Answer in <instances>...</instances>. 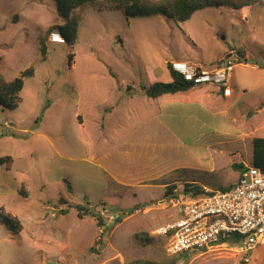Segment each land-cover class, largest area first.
Instances as JSON below:
<instances>
[{"label": "rangeland", "instance_id": "374dc122", "mask_svg": "<svg viewBox=\"0 0 264 264\" xmlns=\"http://www.w3.org/2000/svg\"><path fill=\"white\" fill-rule=\"evenodd\" d=\"M114 8L99 1L76 9L79 40L69 46L49 41V31L64 23L55 0H0V79L10 81L22 71L33 70L25 77L19 107L11 110L0 105V156L12 158L0 166V209L17 216L23 225L16 234L0 223V264H264V244L245 253L240 236L210 250L170 253L167 239L154 233L176 213L164 189L152 187L142 196L126 195L124 207L104 205L101 201H108L104 197L115 195L107 189L112 183L95 165L81 161L87 147L80 144L82 133L76 129L75 117L78 108L93 104L87 111L85 133H102L97 121L105 97L117 105L127 97L137 105L136 95L134 99L126 95L127 86L165 82L166 72L160 73L169 59L191 57L210 67L221 64L235 48L247 60L242 58V65L236 62L234 97L209 102L227 108L240 122L249 105L264 96V1L242 10L209 7L179 24L162 16L126 18L124 9ZM244 12L247 15L242 17ZM155 66L163 69L155 73ZM108 115L118 122V111ZM204 118L210 120V115ZM220 125L229 126L226 114ZM234 125L240 129V124ZM40 132L49 139L40 138ZM230 145L240 151L233 160L244 157L250 162L251 144L233 140ZM76 156L78 161H73ZM187 161L192 169L181 170L189 176L188 183L180 184L181 191L201 184L225 188L241 175L233 167L212 173L192 158ZM87 201L95 216L80 218L70 206ZM137 202H147L155 210L137 211L133 207ZM62 209L68 212L63 214Z\"/></svg>", "mask_w": 264, "mask_h": 264}, {"label": "crops", "instance_id": "0c3cea01", "mask_svg": "<svg viewBox=\"0 0 264 264\" xmlns=\"http://www.w3.org/2000/svg\"><path fill=\"white\" fill-rule=\"evenodd\" d=\"M195 15L196 13L192 17ZM246 15L247 13L244 12L242 17ZM246 19L248 20V16ZM234 51L235 48L227 55ZM236 54L242 65L241 60L242 58L247 60V55L241 51ZM174 59L179 58L169 59L167 65ZM179 60L200 64L193 61L191 57ZM166 67L160 74L162 76L166 72L167 78L164 81L170 82L172 76L168 66ZM250 67L258 69L257 66ZM159 69L163 68L155 66L153 71L156 73ZM233 78L234 76L230 80L232 93L229 96H224L217 86L201 85L187 91L168 93L153 98L145 94L141 88L142 84L139 83L126 94L130 96V99H134L136 95L139 98L137 105L130 104L127 97L125 103L120 105L105 97L100 103V109L103 108L99 112L101 120L97 121V127L102 133L99 132L95 136L85 133L86 119L90 116L87 111L95 106L91 104L84 110L81 108L76 110V129L82 133L80 144H85L87 147L81 161L95 165L103 173L104 179L112 183V186L109 184L107 189H112L115 195L112 198L104 197L108 200L106 206L110 202L124 207L122 201L126 195L136 197L140 194L142 196L148 188L164 189L165 195L168 185L188 183L189 176L181 173V170L192 169L191 161H187L189 158L196 160L201 166L209 167L212 173L232 167L235 163L252 164L253 152L250 162L244 160V157H241V160H233L232 157L240 151L232 148L230 143L233 140H239L243 146H247L252 145L255 137H264L259 135V132H264V106H261L264 96L249 105V113H242L240 122L236 115L228 113L227 108H216L209 102V99L215 102L216 98L232 99L235 94L232 88ZM138 90L140 93H137ZM117 111L119 112L118 122L108 119V114ZM206 114L210 115V120L204 118ZM224 114L227 115L229 126L221 128L220 123ZM261 115L263 116L260 117ZM234 123L240 124V129ZM38 136L49 139L45 132L43 135L41 132L38 133ZM57 152L59 156L64 155L58 146ZM226 157H228L227 161ZM71 159L78 161L77 156ZM239 170L241 172L242 169ZM171 175H173L172 178H169ZM190 178L191 181L195 179ZM133 207L140 212L149 210L148 213H151L155 210V207L148 206L147 202H137Z\"/></svg>", "mask_w": 264, "mask_h": 264}, {"label": "built area", "instance_id": "2783aa9c", "mask_svg": "<svg viewBox=\"0 0 264 264\" xmlns=\"http://www.w3.org/2000/svg\"><path fill=\"white\" fill-rule=\"evenodd\" d=\"M49 40L65 43L59 32H52ZM236 62L239 59L235 51L211 68L187 60L170 61L172 69L186 80L198 86H217L224 96L231 94ZM240 173L238 180L225 188L201 184L182 191L180 185L173 189L166 201L176 213L154 230L157 236L167 239L170 253L210 250L224 245L232 236L243 238L241 249L245 253L264 244V171L251 164Z\"/></svg>", "mask_w": 264, "mask_h": 264}, {"label": "trees", "instance_id": "16d2710c", "mask_svg": "<svg viewBox=\"0 0 264 264\" xmlns=\"http://www.w3.org/2000/svg\"><path fill=\"white\" fill-rule=\"evenodd\" d=\"M57 3V11L59 17L64 23L57 26V31L65 38L66 43L69 46H74L79 40V28L81 22L76 17L74 11L78 8L84 7L88 4L104 1L110 3L114 9H124L126 18H149L152 16H162L166 20H173L176 23L185 22L200 10L209 7H230L236 10H242L244 8L252 7L256 4L262 3L264 0H55ZM52 31V30H51ZM49 31V34L52 32ZM50 36V35H49ZM46 43L42 41L41 52H46ZM70 59H73V55H70ZM179 60V59H178ZM216 66V65H215ZM214 67V66H212ZM172 80L170 82L158 81L150 85H141L142 90L149 97L157 98L161 95L168 93H176L187 91L188 89L198 86L193 82L188 81L179 72L172 69L171 63L168 64ZM33 75V70L28 69L22 71L20 76L13 80L7 81L3 78L0 79V105L14 110L19 107L22 101L20 95L25 85V77ZM201 86V85H199ZM134 86L128 85L127 91L133 89ZM223 94V93H222ZM264 106V102L261 104ZM253 145V161L252 164L255 167L264 171V137H255L252 142ZM12 158L10 156H0V166L5 163H10ZM234 169H244L245 165L242 163H235L232 165ZM70 188V187H69ZM23 188L19 189L20 193H23ZM71 189V188H70ZM170 189V190H169ZM172 184L168 185L165 191V197H168L172 191ZM25 194V193H24ZM107 202L103 204L106 205ZM71 205V204H70ZM91 203H78L71 205L78 211V215L82 218L84 215L95 216L94 212L90 208ZM63 214L68 212V209L61 210ZM102 220V219H101ZM99 218V221H101ZM0 223L10 227L14 232L20 233L23 225L21 220L17 216H13L10 212L0 209ZM236 236L229 237L228 240L235 242ZM225 240V241H228Z\"/></svg>", "mask_w": 264, "mask_h": 264}, {"label": "clouds", "instance_id": "9594fccd", "mask_svg": "<svg viewBox=\"0 0 264 264\" xmlns=\"http://www.w3.org/2000/svg\"><path fill=\"white\" fill-rule=\"evenodd\" d=\"M64 38V37H63ZM50 41V40H49ZM64 41H65V38H64ZM51 42V41H50ZM52 43H54V42H52ZM65 43H66V41H65ZM65 43H63V44H65ZM58 44H61V43H58ZM228 56V55H227ZM6 123V122H5ZM10 123V122H9Z\"/></svg>", "mask_w": 264, "mask_h": 264}]
</instances>
